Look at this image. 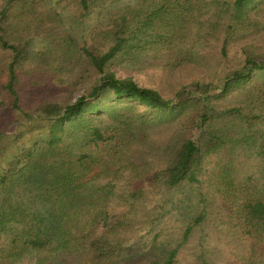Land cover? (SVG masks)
Segmentation results:
<instances>
[{"label":"trees","instance_id":"trees-1","mask_svg":"<svg viewBox=\"0 0 264 264\" xmlns=\"http://www.w3.org/2000/svg\"><path fill=\"white\" fill-rule=\"evenodd\" d=\"M95 1L58 0L57 6L73 8L76 20L82 21ZM250 1L230 2L234 18L244 17ZM200 4L201 0H141L136 9L111 14L108 23L83 43L65 34L52 40L51 49L35 52L31 36L61 19L54 11H44L43 0H0V264H20L31 256L38 258L33 264H47L51 258L52 264H127L119 260L124 249L111 242L126 216H110L102 190L84 180L100 159L113 163L136 135L146 138L147 125L153 123L148 115L175 125L162 147L166 164L150 176L161 189L198 183L205 157L225 145L240 142L251 147V141L264 140V56L248 53L219 85L193 81L171 99L110 71L114 61L141 47L143 38L173 51ZM221 54L226 56L225 43ZM179 57L177 53L172 58L176 62ZM183 61L198 62L189 51ZM84 74L93 82L70 101L67 96ZM23 75L29 77L32 90L54 85L63 91L56 89L29 106L20 94ZM249 82L252 103L246 107L214 102ZM106 95L114 104L107 103ZM124 102L128 104L122 106ZM137 106L144 108L142 112ZM94 112L110 120L90 117ZM256 154L261 157L259 151ZM262 173L261 179L229 186L227 198L240 234L264 249V169ZM138 185L136 181L131 197ZM204 218L202 213L186 226L183 241ZM177 252L173 248L159 260L138 257L128 264H174Z\"/></svg>","mask_w":264,"mask_h":264},{"label":"rangeland","instance_id":"rangeland-1","mask_svg":"<svg viewBox=\"0 0 264 264\" xmlns=\"http://www.w3.org/2000/svg\"><path fill=\"white\" fill-rule=\"evenodd\" d=\"M43 1L44 11H54L61 22L52 23L39 34L31 36L30 46L35 52L48 50L53 39L65 34L83 43L94 30L108 23L111 14L136 9L141 2L97 0L86 18L77 21L73 8L61 9L57 6L58 0ZM231 1L201 0L199 11H196L183 40L176 44L173 51L167 46L153 44L151 38H143L141 47L114 61L110 71L119 79L131 78L138 86L155 89L169 99L182 86L193 81L213 80L216 86L219 85L229 71L239 68L246 54L264 56V0H251L241 20L234 18ZM224 43L226 56L221 54ZM186 50L198 62L187 65L183 61L188 52ZM177 53L181 57L175 62L172 57ZM22 78L25 83L20 94L23 93L24 102L29 106L56 89L63 91L54 85H41L40 90H32L28 88L31 84L26 82L29 77L23 75ZM92 82L93 77L84 74L81 82L68 95L71 98H67L73 101ZM252 84L241 85L214 102L246 107L252 103L248 95ZM60 95L64 97L65 93ZM105 98L107 103L114 104L109 95ZM126 104L124 102L122 106ZM143 109L137 106L139 112ZM89 116L104 122L110 120L104 113L94 112ZM147 117L153 123L147 125L146 138L136 135L138 138L130 142L123 155L113 163L100 159L99 165L84 180L94 190H102L109 203L110 216L119 213L126 216L122 217L125 223L122 224L123 229L120 228L119 234L111 237V242L120 244L124 249L119 260L127 264L136 262L138 257L159 260L164 252L176 248L178 252L174 264H264V249L240 234L239 221L232 210V202L227 198L229 186L238 188L250 179H261L264 140L257 138L251 141V147L240 142L225 145L205 157L197 172L198 183H182L172 189H161L152 183L150 176L166 164L162 147L168 143L175 125H167L154 116ZM258 151L261 157L256 154ZM10 153L11 150H8ZM138 175L144 176L138 177V180L135 178ZM136 181L139 182L138 193L134 189L135 196L131 197ZM202 213L204 221L194 227L183 241L186 226ZM37 260L36 256H31L20 264H33ZM54 260L51 258L48 263L52 264Z\"/></svg>","mask_w":264,"mask_h":264}]
</instances>
